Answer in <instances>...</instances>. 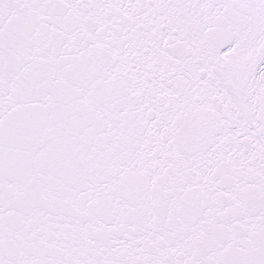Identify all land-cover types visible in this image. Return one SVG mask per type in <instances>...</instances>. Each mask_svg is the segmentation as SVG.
<instances>
[{"label": "snow or ice", "instance_id": "obj_1", "mask_svg": "<svg viewBox=\"0 0 264 264\" xmlns=\"http://www.w3.org/2000/svg\"><path fill=\"white\" fill-rule=\"evenodd\" d=\"M0 264H264V0H0Z\"/></svg>", "mask_w": 264, "mask_h": 264}]
</instances>
